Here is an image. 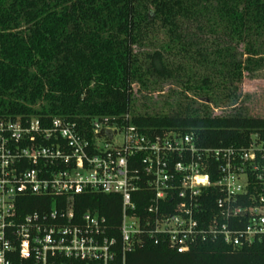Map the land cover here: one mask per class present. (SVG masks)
Listing matches in <instances>:
<instances>
[{"label": "trees", "instance_id": "16d2710c", "mask_svg": "<svg viewBox=\"0 0 264 264\" xmlns=\"http://www.w3.org/2000/svg\"><path fill=\"white\" fill-rule=\"evenodd\" d=\"M244 72L264 76V0H0V117L57 116L88 127L107 119L151 135L191 133L204 148L245 146L264 137V118L130 114L134 84ZM149 194L141 190L140 213ZM77 201L105 216L110 234L119 226L120 196ZM127 264H264V236L237 250L211 239L183 253L144 240Z\"/></svg>", "mask_w": 264, "mask_h": 264}, {"label": "built area", "instance_id": "2783aa9c", "mask_svg": "<svg viewBox=\"0 0 264 264\" xmlns=\"http://www.w3.org/2000/svg\"><path fill=\"white\" fill-rule=\"evenodd\" d=\"M90 193L121 197L112 234L105 216L77 209ZM263 236L258 134L245 146L204 148L191 133L151 135L107 119L88 127L0 117V264H127L144 240L183 253L211 239L237 250Z\"/></svg>", "mask_w": 264, "mask_h": 264}, {"label": "rangeland", "instance_id": "374dc122", "mask_svg": "<svg viewBox=\"0 0 264 264\" xmlns=\"http://www.w3.org/2000/svg\"><path fill=\"white\" fill-rule=\"evenodd\" d=\"M155 81L151 80L147 87L133 85L137 106L131 110V115L228 117L241 114L264 118V76L254 77L244 72L240 79L185 78L181 84L173 80L153 83ZM166 103H172L175 107H168Z\"/></svg>", "mask_w": 264, "mask_h": 264}]
</instances>
